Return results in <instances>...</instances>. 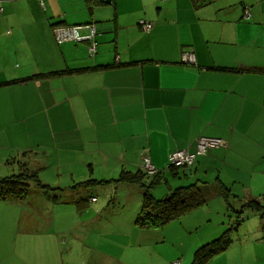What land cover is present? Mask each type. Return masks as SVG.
Returning <instances> with one entry per match:
<instances>
[{"label":"crops","instance_id":"0c3cea01","mask_svg":"<svg viewBox=\"0 0 264 264\" xmlns=\"http://www.w3.org/2000/svg\"><path fill=\"white\" fill-rule=\"evenodd\" d=\"M142 21L151 23L149 31ZM90 22L96 28L93 56L86 42L55 43L54 24ZM184 52L194 63L181 61ZM200 136L225 145L197 155L184 169H168L169 154L194 152ZM55 153L67 168L55 173L73 184L54 187L67 200L36 204L24 229L20 218L8 229L0 223V231H12L15 251L18 243L29 247L21 253L27 263L59 264L51 248L54 219L46 214L51 198L75 207L61 236L68 225L78 239L84 227L96 237L95 244H83L86 263L115 264L113 252L100 245L111 244L119 227L112 220L102 226L101 215L118 193L109 187L119 184L123 170L144 171V157L161 174L154 197L158 189L165 197L190 184L207 186L209 198L220 197L221 186L230 201L264 196V0H201L197 6L192 0H104L91 11L86 0H0V166L12 164L6 170L16 172L19 161L40 166ZM94 165L109 170L95 186L114 194L96 209L97 217L85 214L88 203L79 199L85 193L80 187L88 188L86 175L74 171L89 166L90 173ZM18 200L0 203L16 208L11 203ZM13 210H1L0 220H13ZM249 229L232 233L225 251L251 248L258 263L264 254L257 257L255 246L264 248V230Z\"/></svg>","mask_w":264,"mask_h":264},{"label":"rangeland","instance_id":"374dc122","mask_svg":"<svg viewBox=\"0 0 264 264\" xmlns=\"http://www.w3.org/2000/svg\"><path fill=\"white\" fill-rule=\"evenodd\" d=\"M62 161L63 160L57 159L56 153L52 156V159L49 162H47V160L42 161V164H39L40 166L37 170V181L41 185L47 183L50 188L55 186L67 187L68 185H73L71 183L67 184L68 182H66V180L68 179V176L66 174L59 176L55 173L56 168L62 172L66 171V166H64V168L59 166ZM10 165L12 164L3 165V167L0 166V177L2 175L8 176L12 173H17V170L16 172H13L11 169L10 172H7L6 167ZM90 169L89 166L84 167L85 171L80 167L74 168V171L77 174L79 173L82 175L83 173L86 175L83 182L87 183L83 186L88 188L80 187L81 193H85L82 196L80 195L81 199H79L81 203H88V209L85 213L86 215L91 213V216L97 217L98 213L96 212V209L100 208L102 203L107 200L108 197L110 198V196L114 195L110 194L108 191H114V187H117L118 193L116 196H112L115 198L108 201V205H104L106 206V210L102 212L101 224L102 226H105L107 222L112 220L118 224L117 226L119 227V230L116 231L117 235L114 234V237L112 236V239L114 238V240L111 244L106 243L100 245V248L110 249V251L113 252L116 262L115 264H173L174 262H178L179 264H190L193 254L198 247L206 242L217 239L229 228H232V233L236 235V230L243 233L246 230L249 231V227L255 226V228H257V226H260L258 215L251 210H246V208H244L241 213L243 221L239 222L238 225H232L240 214L239 211H241L242 205L246 203V201H249L248 199H240V201L236 200L237 202L231 199V201L227 203L222 197H213L209 198L208 202L201 206V208L199 207L200 209L197 208L196 211L193 210L192 212H189V215L187 216L183 215L184 217L179 220L176 219L168 222L164 225L165 227L163 226L159 229H142L137 227L136 229H133V226H128L127 224H135V219L140 211L142 193L140 191L135 192L133 191V187L122 183H112L113 187H109L111 190H108L105 185L97 188L95 183L89 184L88 181L93 182L95 179H100L99 177H103L102 175H104L103 171L106 169L108 170V168L104 167L103 170V168L94 165L93 172L88 173ZM87 189H89V191H86ZM158 192H160V189H158ZM158 192L155 197L158 199L163 198V194H158ZM55 195L57 197L56 199H64L63 201H66L69 197L67 193L57 191L44 192L34 183H30L27 196L17 202L11 203L16 206V208H12V206H6L7 208H5L3 207V204L0 203L1 215L3 214L1 210L5 213V209H15L13 210V215H15L13 216V220H11L12 217L6 215L3 221L0 220V223H3L5 228H7L9 222L12 225H14V223L17 224L20 218L21 228L24 229L25 226H27L28 219L32 215L31 210H33L34 206L36 204L39 205V207L44 206L48 198L54 197ZM91 196L95 197V201L90 199ZM253 200H258L264 204L263 195H260L257 199ZM56 202H52V199L50 198L49 203H51V205L49 208L52 207V209H49L51 212L46 211L48 216L52 215L55 226L52 232L55 236V240H53V243L51 244L52 254L55 253L54 256L59 255V264H87V258L85 257H87L88 251L83 247V244L89 247L88 241L91 243L93 239L95 244L96 237L91 235L89 238L87 236V234H89V228L84 227L82 229L83 239H78L76 237V228L71 230L68 225L65 226V233L61 236L59 232L63 225H65L67 219H69V222L72 221L75 207L69 203L62 204ZM11 204L9 203L7 205ZM18 209L21 210L22 214H19ZM85 218H88V216H85ZM60 225L62 226L60 227ZM7 229L6 232L0 231V264H40L37 258H35V262L32 260L29 263L25 262V260H29V258L28 256H25L24 253H21L24 249L29 247L18 243L15 251V241L12 236V231ZM57 229H59V231ZM56 239H60L64 244L60 246L57 244ZM76 240L81 244L79 247H77ZM255 248L257 257L264 254L263 247L255 246ZM60 256L63 258V263L61 262ZM95 258L96 256L91 260L94 262ZM254 259L255 257L251 248L242 249L241 247H233L228 251H222L213 255L208 261V264H264V259H256L255 261L258 263H254ZM55 264L58 263L56 262Z\"/></svg>","mask_w":264,"mask_h":264},{"label":"trees","instance_id":"16d2710c","mask_svg":"<svg viewBox=\"0 0 264 264\" xmlns=\"http://www.w3.org/2000/svg\"><path fill=\"white\" fill-rule=\"evenodd\" d=\"M192 1L197 6L198 1L201 0ZM86 2L91 11L96 5H101L104 0H86ZM54 25L60 24L57 23ZM53 74L56 75L60 73L53 72ZM17 168V173H12L0 178V200L25 198L29 192L30 183H34L44 192L58 190V188H50V186L46 184L41 185L37 181V170L39 166L35 165V163L34 165H29V161L26 159L23 162H17ZM160 175L159 172L149 175L141 170L136 173H129L123 170L115 179V182L117 183L137 185L142 192L140 211L135 219V225L138 228L159 229L168 222L176 220L208 202L211 189L207 186L200 187L196 184L177 187L164 198H155L152 195L151 190L159 183ZM88 182L89 184L97 183L95 180H93V182ZM86 183L87 182H84L83 184ZM218 195L222 197L225 202H230L231 194L227 188L221 186ZM53 199L55 200L56 198L53 197ZM241 208L242 209L239 211L240 214L237 216L235 223L232 224L233 226L238 225L239 222L243 221L241 213L244 208H247L259 214L260 225L264 230V205L261 202L258 200H249L244 203ZM231 243L232 228H229L217 239L206 242L198 247L193 254L190 264H208V261L213 255L225 251Z\"/></svg>","mask_w":264,"mask_h":264},{"label":"built area","instance_id":"2783aa9c","mask_svg":"<svg viewBox=\"0 0 264 264\" xmlns=\"http://www.w3.org/2000/svg\"><path fill=\"white\" fill-rule=\"evenodd\" d=\"M248 14H246V17ZM141 26L145 31H149L151 29V23L141 22ZM52 33L54 40L57 44H62L65 42L72 43H88V52L90 56H93L96 53L97 49V41L95 39L96 36V28L93 22L78 24V25H54L52 27ZM181 61L183 63H194V56L190 52H184L181 56ZM225 145V143L216 138H210L205 136H200L197 139L196 149L194 152L188 151H174L168 156L167 168H178L184 169L193 164L195 157L197 155L206 154V152L211 148H216L219 146ZM144 172L149 175L155 174L158 170L151 164L150 159L148 157L143 158V166ZM92 201H95L92 198ZM173 264H179L178 262H174Z\"/></svg>","mask_w":264,"mask_h":264}]
</instances>
